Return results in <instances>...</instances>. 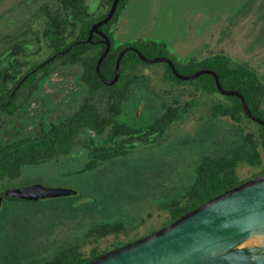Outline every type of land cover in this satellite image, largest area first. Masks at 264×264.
I'll use <instances>...</instances> for the list:
<instances>
[{
	"label": "rangeland",
	"instance_id": "374dc122",
	"mask_svg": "<svg viewBox=\"0 0 264 264\" xmlns=\"http://www.w3.org/2000/svg\"><path fill=\"white\" fill-rule=\"evenodd\" d=\"M85 2L95 16L106 11L102 0ZM125 2L119 10L122 26L117 29L116 21L107 29L114 47L153 40L163 42L165 51L163 55L152 53L149 58L167 57L176 62L199 59V50L210 33L218 30L227 17L229 22L237 21V30L233 27L231 45L223 47V52L233 63L252 68L264 83V0ZM57 4L56 0H0V74L15 41L30 45L21 58L37 62L49 54L44 41L38 42L36 36L41 37L44 7L54 8ZM212 52L220 51L216 48ZM80 69L79 64L61 66L41 83L29 105L14 116L0 115L2 140L26 136L41 121H59L85 97L97 103L99 92H90L81 84L77 78ZM137 73L143 77L126 96L118 121L139 128L159 115L164 104L189 103V110L161 135L149 134L142 140L137 137L140 132L130 139L118 137L109 141L107 134L82 132L69 154L22 166L20 175L6 181L3 189L38 183L75 190L78 198L72 200L67 195L25 202L5 200L0 195V215L10 217L0 230V264H37L66 243H76L82 256L88 257L92 251L111 249L158 230L169 222L167 206L183 200L203 157L231 158L248 149L250 139H261L259 126L253 120L243 118L236 123L229 116H213V105L226 101L223 94L207 93L192 83L174 81L168 77L165 62L140 65ZM261 107L264 110V99ZM128 141L132 143L128 153L94 169L83 168L89 147ZM258 152L260 163H236L239 181L264 173V143H258ZM107 222L122 227L105 236L91 232L95 225ZM248 250L254 255L262 253L259 248Z\"/></svg>",
	"mask_w": 264,
	"mask_h": 264
},
{
	"label": "trees",
	"instance_id": "16d2710c",
	"mask_svg": "<svg viewBox=\"0 0 264 264\" xmlns=\"http://www.w3.org/2000/svg\"><path fill=\"white\" fill-rule=\"evenodd\" d=\"M56 1L58 4L54 8L49 5L44 7L45 20L41 29V37L36 36L38 42L44 41L49 54L36 62L21 58L20 55L27 53V48L30 46L25 41H15L9 48L6 56L7 63L0 74V115L10 117L24 109L38 92L41 83L65 64H79L81 69L77 76L78 80L88 91L99 92L100 98L97 103L91 97L83 98L79 106L70 114L57 122L44 123L41 121L37 128L19 139L4 141L0 137V190L4 188L6 181L20 175L22 166L69 154L82 132L93 131L95 136L107 134L109 141H114L118 137L130 139L133 135L142 132L137 137L143 140L149 134H163L191 106L189 103L184 106L164 104L159 115L139 128L118 121L117 118L122 112L126 96L129 95L132 86L143 77L141 73H137L138 67L149 62L140 59L133 50L128 49L120 60L118 79L112 85L105 84L95 69L96 61L105 44L96 42V39L100 38L99 34H93L92 41L88 38L91 25L107 14L112 0H102V4L107 8L99 16L89 11L85 0ZM124 5L125 0H118L112 17L100 27L108 36L111 44L99 67L100 73L106 79L114 76L115 60L119 51L124 47L135 46L147 57H151L152 53L163 55L165 51L163 42L153 40H137L121 47L112 45L107 29L110 24L117 21L119 10ZM172 62L182 74H190L198 69L212 70L218 75L223 89L240 92L249 110L264 120V110L261 107L264 99V83L249 66L233 63L230 57L223 53H215L203 59H190L185 62L172 60ZM27 64L30 66L22 71ZM166 65L168 77L174 81L192 83L196 88L207 93H221L216 88L212 74L203 73L194 79L183 80L176 77L169 65L167 63ZM223 98L226 101H219L213 105V116H229L236 123L241 122L243 118L252 120L244 112L238 96L223 94ZM254 122L259 126L261 139H250L248 149L237 152L227 159L209 155L199 161L195 179L183 200H175L167 206L170 215L168 224L187 211L241 183L234 169L236 163L240 161H246L250 165L260 163L258 143H264V126L259 122ZM89 140L93 142L92 139ZM130 147L132 143L129 141L118 145H93L89 147V158L83 168L85 170L94 169L101 163L128 153ZM68 197L72 200L78 198L76 193ZM3 199L35 201L9 196ZM9 218L4 213L0 215V230L2 226L9 223ZM121 227V224L107 222L95 225L91 232L97 236H105L118 232ZM108 250L110 249L92 251L88 257H83L76 243H66L56 249L51 256L40 262L37 261V264H80ZM25 264H33V262L29 261Z\"/></svg>",
	"mask_w": 264,
	"mask_h": 264
},
{
	"label": "water",
	"instance_id": "95a60500",
	"mask_svg": "<svg viewBox=\"0 0 264 264\" xmlns=\"http://www.w3.org/2000/svg\"><path fill=\"white\" fill-rule=\"evenodd\" d=\"M117 3L118 0H112L107 14L89 29V41H92L93 34H99L105 44L95 64L97 75L105 84L112 85L118 79L120 60L130 49L144 61L167 63L172 73L183 80L194 79L203 73L212 74L217 90L224 95L238 96L246 115L264 126V120L249 110L240 92L223 89L218 75L212 70L198 69L190 74H182L171 59L149 58L135 46H127L119 51L114 76L111 79L104 78L99 67L111 44L100 27L112 17ZM75 193V190L51 188L38 183L0 191L2 197L25 200ZM257 231H264V173L205 201L158 230L80 264H264V251L254 255L250 250L238 247L251 233Z\"/></svg>",
	"mask_w": 264,
	"mask_h": 264
},
{
	"label": "crops",
	"instance_id": "0c3cea01",
	"mask_svg": "<svg viewBox=\"0 0 264 264\" xmlns=\"http://www.w3.org/2000/svg\"><path fill=\"white\" fill-rule=\"evenodd\" d=\"M125 4H126V2H125ZM231 6H232V1H231ZM235 6L237 8V6H238L237 1L235 3ZM120 17H121V15H119L117 22H116V28L117 29H119L122 26L120 24ZM222 23L223 24L221 25V27H218V30L213 29V32H211L209 35V39H208L207 43L204 46H202L201 49L199 50V53H200L199 59H203V58H205L209 55L215 54V53L226 54L225 51L223 52V47H228L231 45V42H232V38H231L232 34L231 33L233 31V27H236V30H237V21L233 22L232 20H230V22H229L228 18L225 17V19ZM224 25H226L225 30L223 29ZM229 34H230V39H228ZM216 48L220 52H215V53L212 52Z\"/></svg>",
	"mask_w": 264,
	"mask_h": 264
},
{
	"label": "bare ground",
	"instance_id": "6f19581e",
	"mask_svg": "<svg viewBox=\"0 0 264 264\" xmlns=\"http://www.w3.org/2000/svg\"><path fill=\"white\" fill-rule=\"evenodd\" d=\"M238 247L246 249L259 248L264 251V231L251 233L246 239L238 244Z\"/></svg>",
	"mask_w": 264,
	"mask_h": 264
},
{
	"label": "flooded vegetation",
	"instance_id": "af4514ba",
	"mask_svg": "<svg viewBox=\"0 0 264 264\" xmlns=\"http://www.w3.org/2000/svg\"><path fill=\"white\" fill-rule=\"evenodd\" d=\"M101 40H102V39H101V37H100L99 39H96V42H98L99 44H101V43H103Z\"/></svg>",
	"mask_w": 264,
	"mask_h": 264
}]
</instances>
